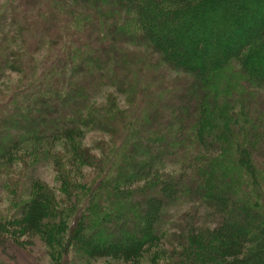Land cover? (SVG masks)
<instances>
[{
    "label": "trees",
    "instance_id": "obj_1",
    "mask_svg": "<svg viewBox=\"0 0 264 264\" xmlns=\"http://www.w3.org/2000/svg\"><path fill=\"white\" fill-rule=\"evenodd\" d=\"M4 68L23 82L0 103V162L26 157L0 264L10 246L39 264H264V0H5ZM106 88L126 109L95 104ZM90 127L108 135L96 155L76 142Z\"/></svg>",
    "mask_w": 264,
    "mask_h": 264
},
{
    "label": "rangeland",
    "instance_id": "obj_2",
    "mask_svg": "<svg viewBox=\"0 0 264 264\" xmlns=\"http://www.w3.org/2000/svg\"><path fill=\"white\" fill-rule=\"evenodd\" d=\"M4 6H5V0H0V12H2V10L4 9ZM5 11H7V8ZM174 14L179 15L176 12ZM187 15H189V14H187ZM187 15H185V16H187ZM179 17L180 16H178L177 20L179 19L180 27L177 30V32H175V34L173 36L170 35L171 40L172 39L174 40V44L177 43L178 40L181 41L182 39H184V37L182 35V33H183L182 30L184 28H185L184 30H186V25L189 23L186 21L184 22V20L182 18H179ZM198 25H195V26H198ZM256 27L257 26L254 25V29L253 28L247 29L243 34L246 35V34L254 33L256 30L255 29ZM195 28H197V27H195ZM197 31L198 30L196 29L195 32H197ZM201 33L203 34L202 31H201ZM216 34L217 33H213V32L210 33L211 36H216ZM241 37H242V35L237 36V38H239V40L241 39ZM167 42L168 41H164V45L165 44L167 45ZM135 47H139V45H137ZM135 47L125 46V48L127 50H135L136 49ZM202 48H205V47L202 46ZM202 48H201V50H202ZM141 49L143 51H145V49H143V48H141ZM214 51L217 52V50H214ZM172 52H173V55H177V54H175L176 52H174L173 49H172ZM181 52L185 53V50L182 49ZM203 52H204V50L201 51V53H203ZM218 53H219V51H218ZM40 55H42V52H40ZM158 56H159V54L157 55V54L152 53V62L153 63L156 61H159L157 58ZM36 57L37 56L35 55L34 59H36ZM156 66H158V69H162L158 64H156ZM168 69L164 65V83H168V84L170 83L172 85L170 87L174 86V83H173L174 81L182 80V79L188 80V78H183L184 77L183 74H180L179 72L171 71L170 69L169 70ZM22 82H23V75L22 74L14 72V71H10L6 68H4L2 70L0 69V103H4L5 97L13 92L12 88H15L16 86L22 85ZM173 91H181V90H179V88H176ZM96 99H97V101H95L96 105H99V106L102 105L104 108H106L108 110L115 111L117 106H119L121 109H126V105H125L122 93H119L118 91H116L113 88H108V89L106 88L104 91H102V93H100L96 97ZM4 118L8 119V116L6 115V116H4ZM1 136L3 137V135H1ZM6 137L7 136L3 137V141L6 139ZM107 137H108V135L101 128L90 127V129L84 130L83 140L82 141L78 140L76 142L78 144L82 145L83 147H86L89 149H94L91 153H92V155H96L97 152L95 150L96 149L95 147H97L98 144H100L102 141H105L107 139ZM3 141L1 144H3ZM4 146H6V142H5V144L0 146V149H2ZM25 157H26V154L19 153V154H17V157H15L11 162H6V161L0 162V211H2L8 205L9 199H8L7 192L9 191V187H11L9 185V183L11 182L10 179L13 178L14 174L17 171L23 170L22 167H23V164H25V160H23V159ZM26 161L30 163V160H26ZM35 169H36L35 174L39 175V177L43 181L47 182V184L49 186H57L58 170L56 168H53L50 165L38 164L35 167ZM77 227H76V229H77ZM36 242H38L37 239H36ZM10 248H11V246L6 250V252H8V251L11 252V254H10L11 258L6 259V260H8L9 264H39V262L42 263V262L48 261L47 260L48 258L46 256L45 257L42 256V258H36L35 259L33 256L28 255L27 253H24L23 251L16 249V252H15L14 250H10ZM36 249H37V247H36ZM0 250H3V246H1V245H0ZM29 251H30V253H32L35 250H33V251L29 250ZM150 257H151V253L144 255L142 258L141 264H151V258ZM68 264H70L69 261H68ZM156 264H161V263L157 262Z\"/></svg>",
    "mask_w": 264,
    "mask_h": 264
}]
</instances>
